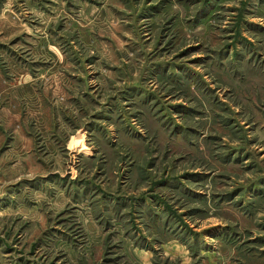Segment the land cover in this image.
<instances>
[{"label":"rangeland","instance_id":"rangeland-1","mask_svg":"<svg viewBox=\"0 0 264 264\" xmlns=\"http://www.w3.org/2000/svg\"><path fill=\"white\" fill-rule=\"evenodd\" d=\"M0 264H264V0H0Z\"/></svg>","mask_w":264,"mask_h":264}]
</instances>
